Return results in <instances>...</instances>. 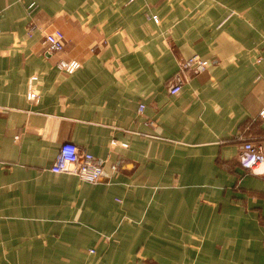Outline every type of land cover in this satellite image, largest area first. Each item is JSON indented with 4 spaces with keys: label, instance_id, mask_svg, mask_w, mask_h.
<instances>
[{
    "label": "crops",
    "instance_id": "crops-1",
    "mask_svg": "<svg viewBox=\"0 0 264 264\" xmlns=\"http://www.w3.org/2000/svg\"><path fill=\"white\" fill-rule=\"evenodd\" d=\"M262 111L264 0H0V264H264ZM66 142L100 182L53 172Z\"/></svg>",
    "mask_w": 264,
    "mask_h": 264
},
{
    "label": "built area",
    "instance_id": "built-area-1",
    "mask_svg": "<svg viewBox=\"0 0 264 264\" xmlns=\"http://www.w3.org/2000/svg\"><path fill=\"white\" fill-rule=\"evenodd\" d=\"M66 36L63 31L55 30L48 32L44 37V47L48 53H59L65 50ZM81 64L78 61L60 62V68L71 74L75 72ZM211 67V63L199 55L183 59L179 64V69L169 85V92L173 95L179 94L186 83ZM37 76L32 77L29 83L28 98L30 101L37 102L40 93L37 88ZM144 105L140 107L143 111ZM264 117V111L260 113ZM239 162L255 176H264V149L255 145L251 141H246L240 149ZM54 173H66L78 177L87 183H98L104 176L102 163L91 153L82 152L80 148L72 142L64 143L60 148L59 156L52 165Z\"/></svg>",
    "mask_w": 264,
    "mask_h": 264
}]
</instances>
